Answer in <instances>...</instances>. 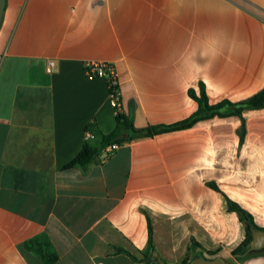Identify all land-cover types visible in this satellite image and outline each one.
Returning <instances> with one entry per match:
<instances>
[{"label": "crops", "instance_id": "0c3cea01", "mask_svg": "<svg viewBox=\"0 0 264 264\" xmlns=\"http://www.w3.org/2000/svg\"><path fill=\"white\" fill-rule=\"evenodd\" d=\"M86 61L114 64L134 128L173 124L196 111L201 85L210 104L264 88V0H4L0 264H41L22 246L39 233L56 264H146L149 223L161 264L210 251L264 264V252L233 260L245 228L227 209L230 199L264 228V106L110 150L100 136L115 111ZM86 128L97 156L65 169Z\"/></svg>", "mask_w": 264, "mask_h": 264}, {"label": "trees", "instance_id": "16d2710c", "mask_svg": "<svg viewBox=\"0 0 264 264\" xmlns=\"http://www.w3.org/2000/svg\"><path fill=\"white\" fill-rule=\"evenodd\" d=\"M190 94L198 102V108L187 118L170 125H159L143 129H136L133 127L131 121L122 112H117L115 114V126L113 130L107 134H101V143L103 144V146H105L114 142L122 143L126 139L153 136L157 133L165 131L183 129L192 126L197 121L212 118L214 116L228 117L236 115L241 117V113L245 108H259L264 106V88L254 93L253 95L237 102L222 100L214 104L208 103L202 85L200 86V92L198 95H196L193 91H190ZM239 134L242 137V126L239 128ZM96 156L97 149L92 147L89 142L85 141V143L81 146L76 155L64 166V168L67 169L73 167H85L90 162H92ZM209 185L214 189H217L215 184L209 183ZM227 209L236 212L239 217V220L242 222L245 228V238L231 252L233 260L239 261L243 258L263 253L264 249L259 251H252L248 250L247 247L248 242L251 239L252 230L260 228L255 225L252 215L238 203L230 199H227ZM22 246L26 250L34 252L41 260V264L57 263L58 254L55 248L53 247V244L51 243L49 237L45 233H39L26 239L23 242ZM151 250L152 227L149 223L148 242L146 251L143 253V260L147 259L148 254L151 252ZM208 253H210L212 256L215 255V252L210 251ZM130 256L133 259H137L133 255ZM192 257L193 256L184 258L181 261V264H187Z\"/></svg>", "mask_w": 264, "mask_h": 264}, {"label": "built area", "instance_id": "2783aa9c", "mask_svg": "<svg viewBox=\"0 0 264 264\" xmlns=\"http://www.w3.org/2000/svg\"><path fill=\"white\" fill-rule=\"evenodd\" d=\"M47 67L48 70L51 71L54 68V61L47 60ZM83 70L85 77L88 80L98 77L105 78L109 93L110 104L113 107L115 114L117 112H121L119 79L114 64L108 61H86L84 62ZM83 136L85 141H89L94 138V134L88 128L84 130ZM118 146V143H111L109 149L114 150Z\"/></svg>", "mask_w": 264, "mask_h": 264}, {"label": "water", "instance_id": "95a60500", "mask_svg": "<svg viewBox=\"0 0 264 264\" xmlns=\"http://www.w3.org/2000/svg\"><path fill=\"white\" fill-rule=\"evenodd\" d=\"M4 6V0H0V20L2 15V10ZM248 250L252 251H259L264 249V229H254L251 232V239L248 242ZM146 264H161L156 260L151 259V257L148 255L146 259ZM187 264H225L223 259L216 255L212 258H207L203 256H193Z\"/></svg>", "mask_w": 264, "mask_h": 264}, {"label": "rangeland", "instance_id": "374dc122", "mask_svg": "<svg viewBox=\"0 0 264 264\" xmlns=\"http://www.w3.org/2000/svg\"><path fill=\"white\" fill-rule=\"evenodd\" d=\"M207 253V258H212V257H214V256H212L210 253H208V252H206ZM202 255V254H201ZM204 256V255H203ZM187 257H190V255L189 256H187ZM224 261V260H223ZM226 262H224L225 264H234L231 260H229V259H226L225 260Z\"/></svg>", "mask_w": 264, "mask_h": 264}]
</instances>
